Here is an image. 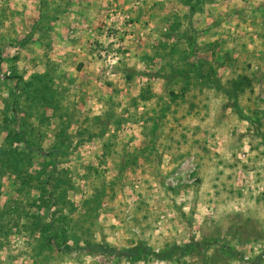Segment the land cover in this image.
Instances as JSON below:
<instances>
[{"label": "rangeland", "instance_id": "1", "mask_svg": "<svg viewBox=\"0 0 264 264\" xmlns=\"http://www.w3.org/2000/svg\"><path fill=\"white\" fill-rule=\"evenodd\" d=\"M257 256L264 0H0V264Z\"/></svg>", "mask_w": 264, "mask_h": 264}, {"label": "trees", "instance_id": "2", "mask_svg": "<svg viewBox=\"0 0 264 264\" xmlns=\"http://www.w3.org/2000/svg\"><path fill=\"white\" fill-rule=\"evenodd\" d=\"M233 108L236 110L237 114L240 117H243L238 105L235 102L233 103ZM190 245H192L193 247H198L199 243L197 241H191L190 243H184L182 246L174 245L165 252L154 251L150 246L146 245L145 243H136L134 245H130V246L123 247V248H115L104 242L103 243H91L87 246L94 247L100 252H106L113 256H119V257L131 259V258H147L149 256H153L157 258H167L170 255L171 250L173 248H177L179 253L182 254L188 250V247ZM221 246L230 255H234L237 253L236 251L230 249L228 246H225V245H221ZM239 256L241 257L242 255H239ZM258 259H259V256H257L251 262L253 264H257Z\"/></svg>", "mask_w": 264, "mask_h": 264}]
</instances>
